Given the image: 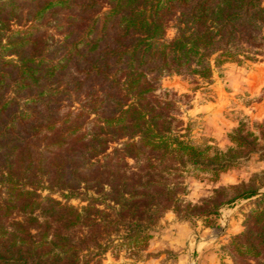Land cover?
<instances>
[{
    "label": "trees",
    "instance_id": "16d2710c",
    "mask_svg": "<svg viewBox=\"0 0 264 264\" xmlns=\"http://www.w3.org/2000/svg\"><path fill=\"white\" fill-rule=\"evenodd\" d=\"M260 53L264 0L0 1V264L136 256L166 211L209 223L252 196L231 255L264 264V190L240 182L183 197L188 175L215 183L253 151L264 120L257 136L239 123L225 151L195 145L186 95L159 84L208 81L212 64Z\"/></svg>",
    "mask_w": 264,
    "mask_h": 264
},
{
    "label": "rangeland",
    "instance_id": "374dc122",
    "mask_svg": "<svg viewBox=\"0 0 264 264\" xmlns=\"http://www.w3.org/2000/svg\"><path fill=\"white\" fill-rule=\"evenodd\" d=\"M5 1V0H3ZM173 30L166 29V37ZM160 88L184 94L187 104H179L180 115L187 127V137L199 146L225 151L231 146L229 133L239 124L258 135L256 123L264 120V53L253 60H225L212 64L208 81L168 75L160 79ZM209 174L195 173L185 178L184 199L192 203L207 197L213 187L244 183L264 190V140L246 157L219 174L217 182ZM237 198L218 207L217 214L191 221L179 219L166 211L154 225L151 238L136 256L120 252L106 253L99 264H235L230 242L243 230V221L253 206V199ZM70 203L80 205L72 199ZM182 226V229L179 228Z\"/></svg>",
    "mask_w": 264,
    "mask_h": 264
},
{
    "label": "crops",
    "instance_id": "0c3cea01",
    "mask_svg": "<svg viewBox=\"0 0 264 264\" xmlns=\"http://www.w3.org/2000/svg\"><path fill=\"white\" fill-rule=\"evenodd\" d=\"M180 229H182V226H179Z\"/></svg>",
    "mask_w": 264,
    "mask_h": 264
},
{
    "label": "water",
    "instance_id": "95a60500",
    "mask_svg": "<svg viewBox=\"0 0 264 264\" xmlns=\"http://www.w3.org/2000/svg\"><path fill=\"white\" fill-rule=\"evenodd\" d=\"M0 1H3V0H0Z\"/></svg>",
    "mask_w": 264,
    "mask_h": 264
}]
</instances>
